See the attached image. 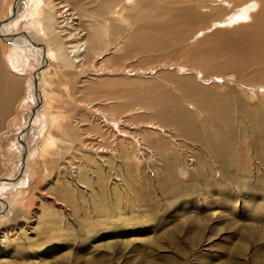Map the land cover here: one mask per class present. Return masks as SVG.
Returning <instances> with one entry per match:
<instances>
[{"label": "rangeland", "instance_id": "rangeland-1", "mask_svg": "<svg viewBox=\"0 0 264 264\" xmlns=\"http://www.w3.org/2000/svg\"><path fill=\"white\" fill-rule=\"evenodd\" d=\"M119 1L131 30L115 38L109 28L113 45L68 70L43 65L41 104L28 84L39 54L0 40V178L17 175L30 146L24 175L0 190L9 206L0 202V264H264V30L247 27L260 6L237 26L193 37L221 0H203L204 9L202 0ZM15 3L0 0V22ZM29 17L7 34L28 32ZM72 21L60 25L70 51ZM50 134L55 143L44 149ZM96 166L113 185L97 184ZM114 184L123 199L108 223L100 215L113 207Z\"/></svg>", "mask_w": 264, "mask_h": 264}, {"label": "bare ground", "instance_id": "bare-ground-1", "mask_svg": "<svg viewBox=\"0 0 264 264\" xmlns=\"http://www.w3.org/2000/svg\"><path fill=\"white\" fill-rule=\"evenodd\" d=\"M15 1L16 3L15 5L12 6L11 13H9L10 15L6 17L4 20H2V22H0V40L2 41L3 39L4 41L6 40L7 42H10L12 44L13 43L17 44L19 42L20 46L30 45L31 46L30 48H32L37 54H39L40 60L38 63V68L33 73L32 82L28 83L29 88L30 90H32L33 95H36L37 93H41L40 96L35 97L36 102L39 104H41L42 102H46L47 92H48V91L47 92L43 91L41 90L40 87H38V85H40L39 82L40 79L37 76L44 69L43 65H45L48 61H50L57 63L62 68L68 70L73 67L74 59L80 58V62L83 63H85V61L87 60L89 61L91 59H95L100 55H102L104 52H106L109 49V47L113 45V42L106 41L104 39V34L107 33L109 28L112 27L115 30L114 33L115 38L121 37V35L126 34L128 31L127 27H130V30L132 28L131 18L129 15L125 14L127 11V7L122 6L119 0H87L85 3H83L85 0H82L77 4V6H72L65 0H15ZM221 1H222L221 5L224 8L218 6L216 8L213 7L210 9L207 8L208 10L206 9V11L209 12L208 13L206 12L207 14H205L204 17H207L209 19L208 21L209 26L206 27L205 29L196 31L193 37H195L199 33H203V34L204 32L208 33L209 32L208 29L214 28L215 26H220L219 30H222L224 28L226 29V27L237 26L240 24V21L249 18L247 16L249 15L248 13L250 10H255L258 6H260V10H258L259 12L255 18L256 19L255 23L253 24V26L247 25V27L250 28L252 27L251 30L255 32H258L259 29L264 30V0H221ZM132 3L135 4L137 3V1L133 0ZM207 3L211 4V2H207ZM199 4H200V9L206 8L205 6H202L203 0ZM226 6H232V8L236 10V12L228 15L226 11L229 9V7L227 8ZM138 10L139 12L141 11L140 8ZM27 16H30L28 18V21H30L29 25L27 26L29 28L28 32L19 35L16 34L13 36L7 34L6 28L9 25V23L13 22L14 20L19 22L21 19H24ZM75 16L78 17V22H77L78 25L76 27H73L74 25H72V27L74 28V30H76L75 32L82 31L84 33V36L78 40L74 39L75 38V36L73 35L74 30H70L68 37L73 38V46H72V50L70 51L68 49L69 47L66 48L67 45L62 40L61 37L62 32L60 31L61 28L60 25L62 24L65 26H70ZM223 17L225 19L224 22L220 21L221 19H223ZM80 19H86L84 26L85 28L82 26ZM118 32L119 34H117ZM198 38L196 39L198 40ZM15 39L17 40L19 39V40L14 42L13 40ZM44 42H46L45 44L46 46L43 44ZM82 49H84L83 52H81ZM72 54L74 55L71 57ZM12 66L16 68L15 64H13ZM1 80L2 77L0 76V83ZM16 95L14 99L20 100L19 99L20 93L17 96ZM0 107H1V98H0ZM18 107L21 110L23 109V105L21 102L18 105ZM36 110L37 109L35 107L33 111ZM36 115L32 113L28 114L26 117V124H27V120L34 119ZM28 132L24 137L23 141H26ZM186 134H187L186 137H189L191 135L189 131H186ZM101 135L103 139L109 141V137L106 136V133H102ZM189 139H194L196 141H199L201 138L198 133H193L192 138ZM54 143H55V138L52 134H50L48 136L46 145H44L43 148L44 149L50 148L53 146ZM99 146L100 148L102 147L101 145ZM22 148L24 149L25 153L23 152L24 157L23 156L20 157V160L17 162L15 166V169L16 168L17 169L15 170L14 174L17 175H15V177L11 180L0 178V190H2L3 188L7 189L8 186H12L13 184L16 183L17 180L19 181L20 178L19 176H21V174L24 175L25 158L28 152H30L29 151L30 146L29 144H26L25 147L22 146ZM108 149H111V151L113 150L115 152L117 151L116 148H108ZM122 154L126 157L130 156L125 151H122ZM168 159L170 160L171 164L174 167L180 168L182 170L181 165L182 163H184V160L182 158L171 156L168 157ZM89 160L92 163L97 164V161L95 159H89ZM189 162L191 161H188V164ZM94 175L97 176V181H96L97 184L102 185L103 188H106L109 185H113L111 177L110 176L105 177L102 173L101 167L96 166ZM80 183H82V185H87V177L81 178ZM34 189H37V186H35ZM115 194L117 195L116 198H115ZM111 198L112 199L110 200V202L112 203L113 207L110 208V210L107 212L103 211V215H100V217H102V220L107 221L108 223L110 222V219L113 217L115 212L118 209H120V208L115 209V199H116V203H118L119 200L123 199L121 193L118 192L117 189L115 190V184H114V192L112 193ZM0 202L4 204L3 209L9 212V206L5 202H2L1 200ZM98 213L99 212H97V214ZM104 217L106 219H104ZM116 229H119V227ZM208 229L209 226H206L203 229L198 230V232L196 233L194 232L193 235H194L195 245H197L198 242L203 241L201 232L205 233ZM252 231L253 230H251L250 233H252ZM150 240L152 244L155 243V241L152 238Z\"/></svg>", "mask_w": 264, "mask_h": 264}]
</instances>
